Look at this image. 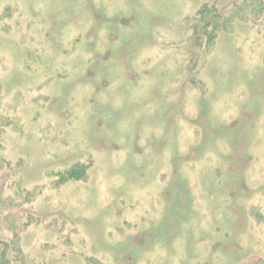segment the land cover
<instances>
[{
  "label": "rangeland",
  "instance_id": "374dc122",
  "mask_svg": "<svg viewBox=\"0 0 264 264\" xmlns=\"http://www.w3.org/2000/svg\"><path fill=\"white\" fill-rule=\"evenodd\" d=\"M230 2L0 0V264H264V18L192 36Z\"/></svg>",
  "mask_w": 264,
  "mask_h": 264
},
{
  "label": "trees",
  "instance_id": "16d2710c",
  "mask_svg": "<svg viewBox=\"0 0 264 264\" xmlns=\"http://www.w3.org/2000/svg\"><path fill=\"white\" fill-rule=\"evenodd\" d=\"M220 8V9H219ZM217 10L203 9L198 12L199 23L198 26L193 27V39L197 43L199 33H205L211 27L214 31L224 29L225 21L228 19L227 15L241 14L242 16H258L264 18V0H231L228 6H220ZM201 30V31H200ZM200 31V32H198Z\"/></svg>",
  "mask_w": 264,
  "mask_h": 264
}]
</instances>
